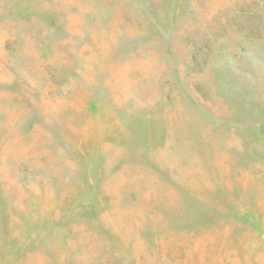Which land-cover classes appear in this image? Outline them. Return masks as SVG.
<instances>
[{
	"label": "rangeland",
	"instance_id": "374dc122",
	"mask_svg": "<svg viewBox=\"0 0 264 264\" xmlns=\"http://www.w3.org/2000/svg\"><path fill=\"white\" fill-rule=\"evenodd\" d=\"M0 264H264V0H0Z\"/></svg>",
	"mask_w": 264,
	"mask_h": 264
}]
</instances>
